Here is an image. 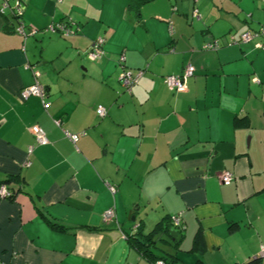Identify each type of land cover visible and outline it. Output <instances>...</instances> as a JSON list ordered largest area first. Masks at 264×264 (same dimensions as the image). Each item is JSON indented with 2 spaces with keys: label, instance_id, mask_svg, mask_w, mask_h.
Segmentation results:
<instances>
[{
  "label": "crops",
  "instance_id": "1",
  "mask_svg": "<svg viewBox=\"0 0 264 264\" xmlns=\"http://www.w3.org/2000/svg\"><path fill=\"white\" fill-rule=\"evenodd\" d=\"M19 1L18 21L14 0L0 12V264H153L131 240L159 224L148 249L179 264H264V49L228 44L264 23V0ZM62 21L73 35L45 31ZM120 53L144 69L131 93ZM187 64L181 90L164 82ZM29 65L45 101L20 97ZM175 215L178 242L163 232Z\"/></svg>",
  "mask_w": 264,
  "mask_h": 264
},
{
  "label": "built area",
  "instance_id": "2",
  "mask_svg": "<svg viewBox=\"0 0 264 264\" xmlns=\"http://www.w3.org/2000/svg\"><path fill=\"white\" fill-rule=\"evenodd\" d=\"M11 0H4V2L2 3L1 7H0V12L3 13V11L9 7L8 2ZM58 2H61V0H57ZM194 2L196 0H193ZM22 6L19 2V0H14V4L12 6V11L13 14L15 13L17 15V17H19L21 15V9ZM193 15H197V10H194ZM16 31L22 35H26V31H25V26L24 24L20 21L19 24L16 26ZM47 31L51 32V33H59L63 36H67L70 33H72V29L69 25V23H65V22H56V23H52L47 27ZM262 37V38H260ZM251 39H260L257 40L255 43V46L259 49H264V23H262V25L259 28V31H245V32H241L238 35H234L231 34L228 36V44H235V43H246L248 41H250ZM103 42V38L102 37H97L96 40L92 43V45L90 46V48L86 51V56L88 59L95 61L98 60L101 55H102V49L100 47L101 43ZM208 48H216L218 47L217 41H214L211 44L207 45ZM125 57L124 54H122L119 58V62L118 65L120 67V71L118 73V78L119 81L121 83V85L123 86V88L127 91L130 92L132 90V87L139 81V79L141 78V76L144 73V69H137V70H131L128 68H124L122 66V62L124 61ZM121 63V64H119ZM35 77V81L30 84L27 85L25 87H23L20 90V97L22 99H26L29 96L33 95V96H37L40 98H44L45 96V88L42 84H40L37 80L38 76H39V72L36 70L32 71ZM194 73V67L190 64H187L181 71L180 74H169L166 75L164 77V82L170 86L173 87L176 91H179L183 88L184 85V80L187 77L192 76ZM44 105L46 106V103L44 102ZM97 112L99 115H104L105 114V108L101 105H99L97 107ZM55 123L58 125L60 122L59 120H55ZM31 131L34 135L35 141L38 144H46L48 143V139L45 135L44 130L38 126V125H34L31 127ZM65 135L67 137H69V139L72 142H75L78 138V134H70L68 132H65ZM32 151V146H29L27 149V154L31 153ZM234 176L231 172L229 171H223L222 173L219 174V180L223 183L228 185L229 183H231V181L233 180ZM111 190H114L113 187H110ZM1 195L3 196H10V192L7 189H2L1 191ZM113 208H108L104 213H103V218L104 219H109L113 216ZM171 221L173 222V224H175L176 226H180L181 224V219L179 215H175L171 218ZM260 256L264 257V244H262L260 246ZM154 264H165L162 260H157Z\"/></svg>",
  "mask_w": 264,
  "mask_h": 264
},
{
  "label": "trees",
  "instance_id": "3",
  "mask_svg": "<svg viewBox=\"0 0 264 264\" xmlns=\"http://www.w3.org/2000/svg\"><path fill=\"white\" fill-rule=\"evenodd\" d=\"M133 1V6L135 7V9H137L142 3H144V2H148V1H150V0H132ZM20 2V1H19ZM14 16L17 18V21L19 20V18H20V16L19 17H17V15L14 13ZM65 23H68V22H65ZM69 25H70V23H69ZM262 25V23L259 25V27L258 28H256V29H253V30H251V32H254V31H259V28H260V26ZM70 27H71V25H70ZM16 26L14 27V29H13V31L15 32V33H18L17 31H16ZM45 31L46 32H48V33H51V32H49V31H47V27L45 28ZM76 31V30H75ZM18 34H20V33H18ZM57 34H59V33H57ZM74 34V30H72V33H70L69 35H67V36H70V35H73ZM22 35V34H21ZM59 35H61V34H59ZM23 36H25V35H23ZM61 36H63V35H61ZM63 37H66V36H63ZM103 38V37H102ZM260 38H262V37H260ZM96 40V39H95ZM94 40V41H95ZM254 40H260V39H254ZM93 41V42H94ZM92 42V43H93ZM213 42V41H212ZM92 43L89 45V47L86 49V51L90 48V46L92 45ZM103 44H104V38H103V42L101 43V45H100V47H101V49H102V55H101V57L104 55V50H103ZM217 44H218V47H216V48H213V49H217V48H219V46H220V44L217 42ZM236 44H240V43H236ZM86 51H85V55H86ZM123 53H120V55L118 56V58H117V62H119V58H120V56L122 55ZM124 62H125V59H124V61L122 62V66L125 68H128L127 66H125V64H124ZM119 64H121V63H119ZM28 68L31 70V71H33V70H36L34 67H31V65H29L28 66ZM128 69H130V68H128ZM138 69H142V68H138ZM131 70H133V69H131ZM135 70H137V69H135ZM37 71V70H36ZM180 74V73H179ZM194 74V73H193ZM39 82V81H38ZM40 83V82H39ZM41 84V83H40ZM44 86V85H43ZM123 87V86H122ZM45 88V87H44ZM124 89V88H123ZM45 90H46V88H45ZM124 91L125 92H127L125 89H124ZM127 93H131V91L130 92H127ZM45 95H46V92H45ZM37 97V96H36ZM40 98V97H39ZM44 98H45V96H44ZM44 98H41V99H43V101H45L44 100ZM22 99V98H21ZM22 100H24V99H22ZM99 106V105H98ZM97 106V107H98ZM102 106V105H101ZM97 107H96V113H97V115H99L98 114V112H97ZM105 114H106V111H105ZM104 114V115H105ZM104 115H99L100 117H103ZM60 124V123H59ZM29 130H30V132L32 133V131H31V126L29 127ZM84 133V132H83ZM83 133H80V134H83ZM32 135H33V133H32ZM46 135V134H45ZM34 136V135H33ZM47 137V136H46ZM38 144V143H37ZM39 145H45V144H39ZM33 148V147H32ZM27 149H28V147H27ZM26 152H27V150H26ZM30 154V153H29ZM230 172V171H229ZM9 192H10V196H9V198H11L13 195H14V193L11 191V190H9V189H7ZM106 211V210H105ZM104 211V212H105ZM173 216H171V217H169V219L168 220H166V223H165V227L163 228V232H165V233H168V230L169 229H174V228H172L171 226H173V227H175V228H179V229H181L180 228V226H176L175 224H173V222L171 221V218H172ZM171 225H170V224ZM159 228H160V224L159 225H157L156 226V228L155 229H153L150 233H148V234H146V235H142V237H144L146 240L143 242V243H140V241L138 240H136V239H134V240H131V243H132V245L133 246H135L136 247V249L141 253V254H143V255H146L147 257H148V259L154 264L157 260H162L165 264H166V262H169V264H179L177 261H176V257H173V256H166L165 254L164 255H162V254H155V253H153V251L152 250H150V249H148L149 247H151V246H154L155 245V240L153 239V237H154V234L159 230ZM132 237H134V236H132ZM196 237H198V235L197 236H195V239H194V243H197L198 242V238H196ZM253 263V262H252ZM168 264V263H167ZM197 264H203L200 260L199 261H197ZM244 264H251L250 262H248V263H244Z\"/></svg>",
  "mask_w": 264,
  "mask_h": 264
},
{
  "label": "water",
  "instance_id": "4",
  "mask_svg": "<svg viewBox=\"0 0 264 264\" xmlns=\"http://www.w3.org/2000/svg\"><path fill=\"white\" fill-rule=\"evenodd\" d=\"M167 235L174 239L176 242L179 241V232L176 229H169Z\"/></svg>",
  "mask_w": 264,
  "mask_h": 264
}]
</instances>
